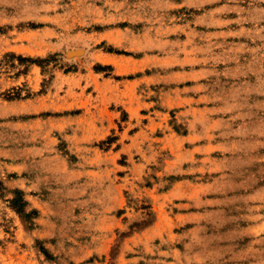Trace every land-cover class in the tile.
Segmentation results:
<instances>
[{
    "label": "rangeland",
    "instance_id": "rangeland-1",
    "mask_svg": "<svg viewBox=\"0 0 264 264\" xmlns=\"http://www.w3.org/2000/svg\"><path fill=\"white\" fill-rule=\"evenodd\" d=\"M0 264H264V0H0Z\"/></svg>",
    "mask_w": 264,
    "mask_h": 264
},
{
    "label": "trees",
    "instance_id": "trees-1",
    "mask_svg": "<svg viewBox=\"0 0 264 264\" xmlns=\"http://www.w3.org/2000/svg\"><path fill=\"white\" fill-rule=\"evenodd\" d=\"M18 193L20 194V191H18L17 194H18ZM22 201H23L24 204H26V202H24L23 199H22ZM17 203H18L17 200H16V201H13L12 206L14 207L15 211H16L20 216L23 217V215H24V213H25L24 207H20V206H18Z\"/></svg>",
    "mask_w": 264,
    "mask_h": 264
}]
</instances>
